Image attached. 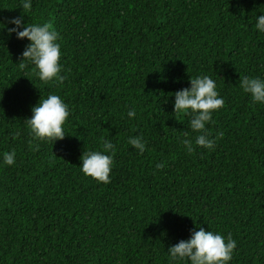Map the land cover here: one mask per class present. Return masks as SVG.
Returning a JSON list of instances; mask_svg holds the SVG:
<instances>
[{
    "label": "trees",
    "instance_id": "obj_1",
    "mask_svg": "<svg viewBox=\"0 0 264 264\" xmlns=\"http://www.w3.org/2000/svg\"><path fill=\"white\" fill-rule=\"evenodd\" d=\"M259 10L264 0H0V21L53 25L64 77L41 81L22 61L29 41L0 24V264H172L168 248L197 227L232 234L230 264H264V105L239 87L264 76ZM197 75L225 104L207 126L215 149L188 153L182 134H196L173 93ZM49 94L69 105L66 135L30 144L25 120ZM102 137L117 146L107 184L80 169Z\"/></svg>",
    "mask_w": 264,
    "mask_h": 264
},
{
    "label": "clouds",
    "instance_id": "obj_2",
    "mask_svg": "<svg viewBox=\"0 0 264 264\" xmlns=\"http://www.w3.org/2000/svg\"><path fill=\"white\" fill-rule=\"evenodd\" d=\"M31 6L32 0H22L23 10H29ZM258 12L261 14L254 17V27L259 33H264V10ZM0 24L5 26L3 29L6 28L9 35L15 34L17 39L29 41L22 52V61L35 66L36 75L41 81L48 82L53 79L63 81L64 77L60 75L62 70L60 36L51 23L26 22L24 16L20 15L0 21ZM189 84V87L173 93V112L190 116L188 126L196 135L192 138L185 132L180 143L188 153H193L198 147L214 150L216 139L211 137L207 126L213 121V113L224 107L225 100L218 91L217 82L209 75L190 78ZM239 87L243 93L250 95L253 103L264 105V76L240 77ZM31 113V117L25 120L30 130V144L64 139L66 135L64 126L70 116V110L69 105L59 95L49 94L46 98H40L38 103L32 106ZM127 116L136 118L135 107L127 111ZM101 140L99 149L83 152L80 169L97 182L107 184L110 182V173L114 167L117 146L111 139L102 137ZM127 143L139 154L147 150V141L143 136H129ZM2 163L14 165L15 151L3 153ZM156 167L163 169L165 165L159 163ZM197 228L198 230H191L188 239H181L168 248L167 254L172 264H230L237 248V242L232 234L228 233L225 236L218 231Z\"/></svg>",
    "mask_w": 264,
    "mask_h": 264
}]
</instances>
